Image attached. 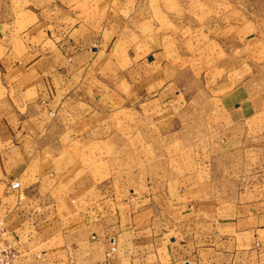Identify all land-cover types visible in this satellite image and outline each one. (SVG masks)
<instances>
[{
  "label": "crops",
  "instance_id": "1",
  "mask_svg": "<svg viewBox=\"0 0 264 264\" xmlns=\"http://www.w3.org/2000/svg\"><path fill=\"white\" fill-rule=\"evenodd\" d=\"M80 1L24 0L18 9L0 0V218L15 263L264 264V128L248 127L256 110L241 90L220 96L231 121L200 140L201 172L99 176L83 163L82 149L110 131L79 124L97 117L84 86L111 60L106 49L68 44L88 35L75 9L51 18ZM90 1L105 9L115 0ZM18 10L34 20L16 33ZM140 79L125 99L137 107V140L154 141L145 119L166 113L173 82L162 90L160 75ZM148 99L156 108H145Z\"/></svg>",
  "mask_w": 264,
  "mask_h": 264
},
{
  "label": "rangeland",
  "instance_id": "2",
  "mask_svg": "<svg viewBox=\"0 0 264 264\" xmlns=\"http://www.w3.org/2000/svg\"><path fill=\"white\" fill-rule=\"evenodd\" d=\"M12 1L18 9L24 3ZM73 9L88 35L71 36L68 44L106 49L111 60L93 74L95 85L84 86L96 95L88 110L95 108L97 117L79 120L82 127L102 124L110 129L106 140L96 138V144L93 138L94 144L82 149L83 163L95 174L115 175L136 167L165 174L201 169L198 144L231 121L220 96L235 89L256 110L246 119L248 127L255 123L264 128V0H115L105 9L84 0L64 12L52 11L51 18L71 15ZM15 13L19 33L34 18L22 10ZM152 75L161 76V89L173 82L174 100L162 102L168 108L164 115L145 119L157 140L138 141L137 107L125 97L142 80L138 78ZM145 108L156 106L148 99ZM153 124L158 125L156 132ZM83 137L82 145L90 142ZM213 170L217 184L220 176Z\"/></svg>",
  "mask_w": 264,
  "mask_h": 264
},
{
  "label": "built area",
  "instance_id": "3",
  "mask_svg": "<svg viewBox=\"0 0 264 264\" xmlns=\"http://www.w3.org/2000/svg\"><path fill=\"white\" fill-rule=\"evenodd\" d=\"M20 186L19 181H13L11 183L12 188ZM115 245H112L110 250L107 252L109 256L115 249ZM19 252L17 247L8 239V228L6 226V220L0 218V264H16L15 260Z\"/></svg>",
  "mask_w": 264,
  "mask_h": 264
}]
</instances>
